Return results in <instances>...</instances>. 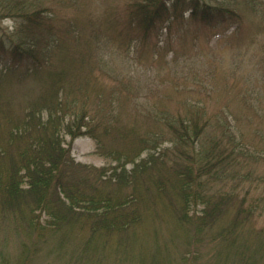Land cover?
<instances>
[{
    "label": "rangeland",
    "instance_id": "obj_1",
    "mask_svg": "<svg viewBox=\"0 0 264 264\" xmlns=\"http://www.w3.org/2000/svg\"><path fill=\"white\" fill-rule=\"evenodd\" d=\"M141 1L0 0V114L21 121L57 94L66 125L84 126L73 130V139L63 131L64 147L69 146L76 164L114 167L118 163L108 156L111 151H134L132 143L117 138L119 130L150 132L165 154L157 175L165 183L170 177L174 185L175 174L168 170L180 145L167 125L206 123L195 145L198 156L231 154L220 174L202 181L213 201L227 197L212 229L236 217L233 246L220 237L210 242L209 231L199 240L187 233L176 215L177 187L168 182L165 190L155 191L158 182L148 180L153 185H147L152 193L141 203L144 221L126 240H89L87 215H81L58 225L59 232L33 248L8 224L0 230V264H239L245 255L251 259L247 264H264V0H193L211 7L217 26L183 7L167 25L156 22L146 35L133 13ZM32 13L41 14L39 27L19 16ZM31 66L36 69L25 74ZM87 124L111 128L100 151L84 135ZM203 208L192 203L189 215L199 218ZM35 218L45 228L57 226L45 211Z\"/></svg>",
    "mask_w": 264,
    "mask_h": 264
},
{
    "label": "trees",
    "instance_id": "obj_2",
    "mask_svg": "<svg viewBox=\"0 0 264 264\" xmlns=\"http://www.w3.org/2000/svg\"><path fill=\"white\" fill-rule=\"evenodd\" d=\"M134 7L135 24L140 27L143 35L149 33L156 22L167 25L183 7H190L191 15H199L205 24L212 27L218 25L216 20L219 18L212 15L211 7L194 3L193 0H142ZM19 16L26 19L27 23H34L39 27L40 13ZM21 53L23 56L27 55L24 49ZM33 69L36 68L26 67L24 73H30ZM45 99L39 110H29L21 121L13 123L8 113L0 114V121L6 122V125L0 127V230L9 224L16 233L25 234L32 247L37 248L52 233L60 231L61 227L58 225L61 223L67 224L71 220L80 219L81 215H87V221L91 223V227L89 223L87 225L90 228L87 231L89 240L95 236L126 240L135 234L144 221L145 212L141 203L152 193L147 190V185H153L148 180H154L158 182L152 186L155 191L165 190L169 185L173 190L177 187L180 196L175 201L180 205L176 215L187 233L199 240L203 231H209L210 242H215L220 237L227 246H233L230 236L236 227V217L228 226L212 229L224 213L223 204L227 202V197L218 196L213 201L211 194L204 192L206 184L202 181L206 175L214 177L220 174L231 154L215 151V154L207 152L198 156L195 145L201 139L206 123L190 120L187 123L180 121L175 127L167 125L180 145L176 160L168 170L175 174L174 185L173 180H169L170 177L166 176L165 183L164 177L157 175L165 154L159 149V137L150 132L135 135L133 130H119L117 138L132 143L134 151L131 148L128 150L130 153L111 151L108 156L118 163L114 167L94 169L76 164L69 146L64 147L63 136L66 133L73 139V130L80 131L84 126L80 122L66 125L65 110L61 107L57 94ZM43 110L47 111L45 118ZM87 127L88 131L85 130L84 135L91 137L95 141L96 151H100L101 142L111 134V128L103 124L91 127L87 124ZM143 151H147L146 155L137 161ZM127 164L131 165L128 170L125 168ZM146 172L148 179L141 181V174ZM105 185L108 186L102 188ZM192 203L204 207V213L199 218L189 215ZM42 211L56 219L55 228H45L36 221L35 213ZM242 212L245 218L244 211L239 210L237 214L240 217ZM234 248L236 250V246ZM242 254L244 251L241 250L239 256ZM245 257L249 256L245 255L239 264L251 261Z\"/></svg>",
    "mask_w": 264,
    "mask_h": 264
}]
</instances>
